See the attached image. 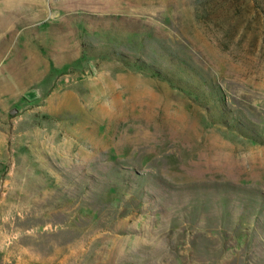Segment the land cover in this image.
<instances>
[{
  "label": "rangeland",
  "instance_id": "374dc122",
  "mask_svg": "<svg viewBox=\"0 0 264 264\" xmlns=\"http://www.w3.org/2000/svg\"><path fill=\"white\" fill-rule=\"evenodd\" d=\"M0 264H264V0H0Z\"/></svg>",
  "mask_w": 264,
  "mask_h": 264
},
{
  "label": "water",
  "instance_id": "95a60500",
  "mask_svg": "<svg viewBox=\"0 0 264 264\" xmlns=\"http://www.w3.org/2000/svg\"><path fill=\"white\" fill-rule=\"evenodd\" d=\"M39 91L37 88H29L26 91L23 92V96L27 100H33L39 96Z\"/></svg>",
  "mask_w": 264,
  "mask_h": 264
}]
</instances>
